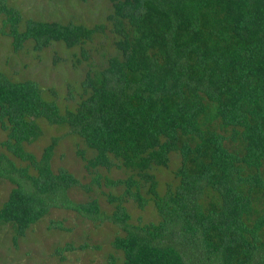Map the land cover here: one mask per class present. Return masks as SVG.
I'll list each match as a JSON object with an SVG mask.
<instances>
[{"label":"trees","instance_id":"16d2710c","mask_svg":"<svg viewBox=\"0 0 264 264\" xmlns=\"http://www.w3.org/2000/svg\"><path fill=\"white\" fill-rule=\"evenodd\" d=\"M107 1L103 23L20 31L0 0L14 51L62 43L84 74L60 104L0 73V227L18 249L48 220L78 238L59 255L99 251L89 228L109 227L104 264H264V0ZM45 126L61 131L38 156Z\"/></svg>","mask_w":264,"mask_h":264},{"label":"rangeland","instance_id":"374dc122","mask_svg":"<svg viewBox=\"0 0 264 264\" xmlns=\"http://www.w3.org/2000/svg\"><path fill=\"white\" fill-rule=\"evenodd\" d=\"M6 4L20 12L22 22L19 30L24 29L25 20L40 22H57L62 24L81 23L91 27L98 23L105 22L109 15L111 5L107 0H5ZM3 17L0 14V29L3 28ZM106 39L99 37L95 46L99 52L107 51ZM109 49V48H108ZM111 49V48H110ZM61 61L53 63L54 59ZM74 57L71 52L65 49L62 43H54L49 47L37 51L32 41H26L23 48L14 51L12 39L0 33V73L5 74L16 82L30 80L37 83L42 89H54L56 98L49 91L44 92V98L48 101L63 103L66 97L67 87H77L83 79V71L76 69L73 65ZM84 65V66H83ZM82 66L86 69L87 63ZM81 67V66H80ZM57 127L45 126V135L39 143L27 147L30 151H36L39 156L40 148L49 141V136L60 134ZM5 138V133L0 130V141ZM74 137L66 138L62 142V152L66 159L61 160L62 165H69L73 155ZM38 147V148H37ZM40 151H39V150ZM75 171H80L76 168ZM81 172V171H80ZM161 181L167 180L169 172H162L158 175ZM11 185L8 182H0V208L8 197ZM76 199H83L78 196ZM70 215V214H69ZM61 217V216H60ZM56 218V217H54ZM63 218V217H61ZM49 221L40 222L30 229L24 238L19 240V248L15 249L10 240V232L5 227H0V264H104L108 255V241L112 238L113 232L109 227H102L98 232L89 228L86 224H78L77 231L89 228L95 240L101 244V249L95 253L91 251L64 252L62 255L55 253L57 247H62L65 242L78 241L76 235H69L65 232L48 230ZM111 235H110V234ZM8 235V236H7ZM92 258V259H90Z\"/></svg>","mask_w":264,"mask_h":264}]
</instances>
